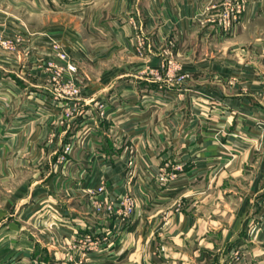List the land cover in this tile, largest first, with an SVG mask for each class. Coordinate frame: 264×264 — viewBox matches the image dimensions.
I'll list each match as a JSON object with an SVG mask.
<instances>
[{
	"label": "crops",
	"instance_id": "1",
	"mask_svg": "<svg viewBox=\"0 0 264 264\" xmlns=\"http://www.w3.org/2000/svg\"><path fill=\"white\" fill-rule=\"evenodd\" d=\"M90 1L109 38L71 47L88 94L71 121L38 68L50 35L33 36L26 81L0 53V264H264V95L200 58L214 49L211 3L224 0ZM249 1L246 17L264 16V0ZM14 13L0 10L6 31ZM135 33L143 52L130 55ZM180 57L186 90L163 89V62ZM113 189L128 190L133 213L96 210Z\"/></svg>",
	"mask_w": 264,
	"mask_h": 264
},
{
	"label": "rangeland",
	"instance_id": "2",
	"mask_svg": "<svg viewBox=\"0 0 264 264\" xmlns=\"http://www.w3.org/2000/svg\"><path fill=\"white\" fill-rule=\"evenodd\" d=\"M91 5L92 2L90 0L0 1V10L17 11L14 15L18 14L16 15L17 17L11 19V23L13 25L15 23V28L8 27L11 29H8L10 31H6L5 26L0 24V53L3 56L15 58L22 62L23 66H20V70H24L25 79H23L25 81L28 79L27 76L31 74V69L27 63L33 50V36L42 35L41 33L51 36L47 43L48 56L45 57L41 53H37V57L40 60L42 59L38 68L46 77L45 83L48 82L57 91L59 96L66 99L67 110L64 117L69 121L74 118L76 110L87 99L88 95L84 91L85 80L80 76V60L76 58L71 49L76 42L81 45L78 40L80 36L83 38L81 40L83 45L85 43L90 45L91 43L103 41L98 39V37H95L97 39L93 38L94 31H97V36L99 35L103 39L109 38L106 28H104L108 24L107 19L105 17L97 18L96 9L92 11ZM104 5H106L105 1ZM213 5H215L214 8ZM64 8L66 14H59L61 15L59 16V10ZM249 8V0H224L220 4L217 2L211 3L210 24L213 33L210 37H213L211 38L213 40L209 41L214 49L208 53V56L201 55L200 58L209 59L212 64L216 63V72L220 70L218 74L228 75L225 83L229 86L236 87L243 85L241 86L242 89H249L252 86L253 88L257 87V90L264 95V16L256 17L252 20L248 19L246 16ZM80 10H84V12ZM219 13L221 14L216 15ZM10 15L11 13L8 14V16ZM115 15L117 17L119 14ZM7 20L10 21V17ZM128 22L133 28H137L139 25L138 19H134V17L129 18ZM88 32H92V34L88 35ZM135 35L137 34L135 33ZM222 35L225 39L221 38ZM91 38L94 40H90ZM135 38L138 43L137 46H134L135 51H126L130 55H138L140 52H143V50H140L143 45V38L139 37V35L135 36ZM207 38L209 39V37ZM114 40L115 44L122 41L121 39L117 40V38L104 41L111 47L114 44ZM221 41L227 43L226 48L219 46V42ZM115 52L116 57L123 56L118 50H115ZM251 60L254 61V69L246 67L247 63ZM185 63L186 59L184 61L182 57L174 59L173 62L170 59L167 63L163 62L161 70L165 71V76L160 80L162 81L163 89L167 85L168 89L170 86H178L182 92L186 90L184 83L186 82L188 72L183 70ZM5 67L11 69L10 66ZM211 67L213 68V66ZM14 68L16 69L17 67ZM8 72L4 68H0V75ZM250 72L253 73V78L246 76ZM9 100L11 101L9 96L5 95L2 101L5 103L10 102ZM174 100L177 104L178 99L174 98ZM75 106L77 107L76 109H74ZM257 119L260 127L259 132L264 140V113H260ZM262 139L261 141H263ZM261 141H258V143L262 144ZM72 149L73 146L67 144L65 153H70ZM129 164H132V161H129ZM181 167L182 165L180 164L178 168L180 169ZM163 177L166 178V176ZM102 186H104V190H99ZM97 189L101 193L106 191L107 181L103 180L99 183ZM127 196L134 201L133 196L129 194L128 190L118 194L114 193L113 189L109 192L111 204H107L105 200H95L94 206L98 211L105 208V211L112 212L118 203L120 206L117 208V211L124 214L126 213L124 201L127 199Z\"/></svg>",
	"mask_w": 264,
	"mask_h": 264
},
{
	"label": "built area",
	"instance_id": "3",
	"mask_svg": "<svg viewBox=\"0 0 264 264\" xmlns=\"http://www.w3.org/2000/svg\"><path fill=\"white\" fill-rule=\"evenodd\" d=\"M166 178L165 177H163V176H161L160 177V180H165ZM99 190H104V186H102L101 188H99ZM124 203H125V206H126V214H130V213H132L133 212V210H134V201L131 199V198H129V196H127V199L124 201Z\"/></svg>",
	"mask_w": 264,
	"mask_h": 264
}]
</instances>
